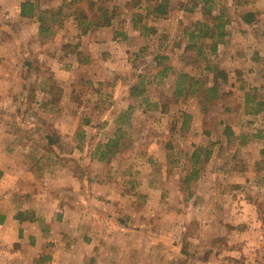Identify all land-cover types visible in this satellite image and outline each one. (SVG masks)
Listing matches in <instances>:
<instances>
[{
	"label": "rangeland",
	"instance_id": "374dc122",
	"mask_svg": "<svg viewBox=\"0 0 264 264\" xmlns=\"http://www.w3.org/2000/svg\"><path fill=\"white\" fill-rule=\"evenodd\" d=\"M223 1L234 12L233 23L241 19L242 13L255 12L257 22L249 25L253 29L251 33L264 42V0ZM113 2L119 7L120 16L117 19L123 22L122 16L126 9L131 5L148 6L149 0ZM192 4L193 0H170V7H174L176 17L170 26L177 30L175 34L179 33L177 37H181L180 31L184 27H187V31L199 22L194 19L197 16L182 18V24L179 23L180 19L178 21L180 8L185 5L191 8ZM136 16L138 20L140 16L142 21L146 19L142 11L137 12ZM147 17L156 18L153 15ZM143 23L142 27L145 25ZM232 24L227 27V31ZM149 32H145L146 36L151 34ZM249 33L247 29H241L237 37L231 33L229 40L235 42L237 38L239 41L230 43L231 48L225 54L247 60L261 59L264 63V51L260 56L259 51L251 47ZM153 34L146 40H140L143 44L139 43L136 51L130 50L132 55L122 76L130 88L139 87L144 94H154L157 98L152 104L162 105L165 102V105L150 113H135L128 109L126 113L118 115V123H113L109 128L95 129L85 126V121L94 114L82 110L86 104L81 100L73 106L63 103L61 95L59 102H48L50 106L45 107L47 102L38 93L46 89L48 84H55L50 72L43 69L36 58L38 41L32 40L31 35H25L21 40L17 33L9 34L7 39L5 34H0V70L3 72L1 61L7 57L21 59L22 74L21 64L15 62L13 65L19 68L17 71H20L26 93L23 101L16 97L10 99L0 96V124L3 125L0 126V137H3V129L9 130L22 143H35L46 156H57L59 167H70L76 179L70 180L72 176L69 174L68 177V172L60 168L56 173L57 183L49 186L53 190V197L60 198L67 207L64 209L62 206L53 217L72 221L73 224L70 223L66 229L78 232L81 241L91 229L93 232L98 230L89 222L90 217H112L124 221L102 226L107 235L120 234L114 239L123 251L117 258L119 264H264V106L261 115H246L241 94L236 98L232 94H225L230 96L213 103H203L204 92L210 86L230 90L231 85L234 88L237 83L239 88L243 84L228 81L227 71L220 69L227 75L226 79L218 77L215 81L213 77L208 78L204 65L194 51H187V64L184 63L186 66L179 72L195 77L185 83L187 86L192 84L194 95L179 97L181 101L174 100L177 98L174 95L176 79L162 84L145 79L140 88L138 74H143L139 73L140 67L145 66L141 71L152 74L150 63L155 62L156 56L168 57L163 66L171 64L166 52L171 44L166 47L165 39ZM171 37L174 39L176 35ZM157 44L161 48H156ZM179 54L177 51L174 59ZM208 54L212 65L216 66L214 59H218V53L214 56L210 52ZM25 61L33 63L30 75ZM262 66L260 77L243 85L254 100L248 103L250 108H256L258 103L264 105ZM249 67L246 64L245 71ZM31 86H35L33 91ZM171 91L173 98L167 96V100L164 99L165 93ZM32 93L34 101L27 102V96ZM142 98L137 96L134 102L139 103ZM237 99L241 103H236L235 112L226 111V106ZM92 102L96 101L87 100V103ZM186 113L191 115V119L185 117ZM232 123L234 126L229 125ZM55 124H60V128ZM72 125L73 129H70ZM226 126H229L232 134L229 137L224 135ZM17 129L19 131L16 133ZM55 133L60 137L61 149L58 146L47 147V141L42 140L48 134ZM116 137L120 138L117 152L102 161L103 164H91L88 157L94 154L101 157L104 150H98V146ZM197 147L209 149L212 153L206 163L202 154L201 162L196 167L202 170L201 174L197 180L187 184L185 179L193 172L191 156ZM98 169L103 170L101 175L96 174ZM1 175L0 172V178ZM92 178L100 179L99 183L105 185V197L102 190L98 189L100 184L90 182ZM90 194L94 198L89 200ZM98 198H103L104 207L97 205ZM90 204L93 209H90ZM59 224L62 225V221Z\"/></svg>",
	"mask_w": 264,
	"mask_h": 264
},
{
	"label": "crops",
	"instance_id": "0c3cea01",
	"mask_svg": "<svg viewBox=\"0 0 264 264\" xmlns=\"http://www.w3.org/2000/svg\"><path fill=\"white\" fill-rule=\"evenodd\" d=\"M26 1L0 0V34H5V39L9 38V34L12 33L20 34V39L25 35H31V37L33 36L32 40L38 41L36 58L43 69L50 72L54 84L62 88V102L74 106L77 104L76 102L81 100L86 104L82 106V110L94 114L85 121V126L93 129L109 128L113 123H118V115L126 113L128 109L135 113H150L157 111L163 104L165 105V102H162V105L161 103L152 104L157 97L154 94H148L149 92L144 94V91L139 90V87H134L135 94L133 91L132 95L133 88L127 85L128 83L125 82V77L122 74H125V65L130 60L129 56L132 55L130 50L136 51L138 44H143L140 40H146V37L153 33V35L165 39L166 47L171 44L170 49H166V52L170 56V66L173 68L174 73L170 72L167 79L166 77L152 75L146 70L142 72L141 70L145 66L140 67L139 73H143L142 75L138 74L140 75V88L144 85L142 82L145 79H151L154 82H160V84L176 79V74L186 66L185 61L188 60L187 55L189 54L186 50L189 45V38L185 34L187 27L180 31L182 38L177 37L179 33L175 34L177 30H173L170 26L173 18H176L173 6L170 7L168 18L150 17V19H147V6L144 7L143 4H139L140 6L131 5L122 16L123 22L117 19L110 26L99 27L88 33H84V29L72 17L66 18L62 25L51 26V34L42 35L40 34L38 19L39 12L56 11L66 4L69 10L75 9V5H71L73 0H32L37 5L38 13L36 17L31 19L21 16L22 5ZM140 8L143 9L140 10ZM186 8L185 5L180 8L181 10L179 9L177 18L178 21L180 19V24L184 22L182 18L189 19L197 16L198 18L194 17L195 20L201 21L203 19L199 8L195 9L194 13L187 12ZM197 10L199 12H196ZM139 11H142L144 18H146L145 21H142L145 24L144 26L151 30L149 36L144 34L141 23L136 21L135 17ZM146 21H149V24H146ZM229 28L228 36L218 46V59L216 61L214 59V63L218 69L227 71L228 81L234 83L239 81L245 86L247 81L260 77L259 71H261L264 63L261 59L247 60L226 55L225 51L231 48L229 47L230 43L236 41L238 43L239 41L237 38L235 42L229 40L231 39V33L237 37L240 36L241 29H247L250 32L251 47L255 51H259L260 56L263 55L262 45H264V42L253 35L251 33L253 31L252 27L244 25L240 18ZM173 35H176L174 39L171 37ZM164 41L162 40V42ZM159 47L160 45L157 44L156 48ZM173 50L174 52H172ZM175 51L180 54L179 57L174 59ZM219 55L223 57H219ZM15 62L21 64L20 71L22 74L23 63H21V59L7 57L1 61L4 69L3 72L2 69L0 70V96L10 99L16 97L23 101L26 95L23 90L24 82L20 71H17L19 68L13 65ZM246 64L250 65L248 71L244 69ZM150 65V68L153 69L156 62L151 61ZM232 69L237 72H232ZM204 72L208 78L213 77L212 73ZM44 83L47 84V82ZM42 84L43 82L40 85ZM243 85L238 88L236 83L234 88L231 85L230 90H222L218 86L219 95L220 97H229L230 95L225 94H232L236 98L241 94L246 110V112L244 110V113L253 116L261 115L263 112L256 115L250 112L251 108L249 106L251 103L248 104V102L252 101H248V98L251 95L244 89ZM38 94H41L44 97L43 100L47 102L45 107H49L48 102L51 101L52 95L46 89ZM165 94L164 99L166 100L167 96H173L172 91ZM137 96L140 98L143 96L142 102H134V98ZM173 99L181 101L179 97ZM87 100L96 102L87 103ZM238 101L237 99V101L228 104L225 108L226 111L235 112ZM239 103L241 102L239 101ZM11 105H13L12 100L10 107H12ZM46 110L50 111L49 109ZM229 125L234 126L233 123ZM0 126L3 127L2 124ZM55 126L60 128V124H55ZM71 128L73 129V125L70 126ZM88 158L93 165L95 162L103 164L101 158L95 154ZM58 165L57 156H46L43 149L37 144L28 143L26 145L11 131L3 129V137H0V172L2 174L0 178V264H119L117 258H120L123 251L118 248L119 244L114 239L118 238L120 234L119 236L107 235L103 232L104 228L102 226L114 222L116 224L124 223V221L101 216L87 218L91 225L94 224L98 230L93 232V229H91L90 233H87L81 241L77 236V234L79 235L78 232L66 229L70 223L73 224L72 221L53 217V214L62 206L64 209L67 208L60 198L53 197V190L49 189V186L53 185L52 183H57L55 181L56 173L59 172L57 170L62 169V171L68 172V177H70V174L72 177L69 179L72 181L76 179L70 167H59ZM102 172L103 170L98 169L96 174L101 175ZM99 180L92 178L90 182H96L95 185L100 184L98 189L102 190L105 197L103 188L105 185H101ZM88 197L89 200L94 198L91 194ZM102 199H96L99 203L97 205H100V207H104ZM90 206V209L94 208L92 204ZM18 216L21 217L18 219ZM61 221L62 225L59 224ZM76 223L78 226L80 225L79 222Z\"/></svg>",
	"mask_w": 264,
	"mask_h": 264
},
{
	"label": "trees",
	"instance_id": "16d2710c",
	"mask_svg": "<svg viewBox=\"0 0 264 264\" xmlns=\"http://www.w3.org/2000/svg\"><path fill=\"white\" fill-rule=\"evenodd\" d=\"M71 5H75V9L69 10L68 5H63L60 9L56 11H40L39 12V22H40V34H51V25L60 26L66 18H73L78 24L84 29V33H88L99 27L110 26L113 21H115L119 16V7L113 0H73ZM196 8H199L202 12L203 19L193 25V27L186 31V35L189 38V45L187 46V51L197 52V57L200 62L204 65V71L212 73L214 79L218 77L227 78V75L221 72L216 66H213L211 60L209 59L210 52L211 56H214L218 52V46L224 41L228 36L227 27L232 24L235 20L233 15V10L228 7V5L223 0H193L191 8H186L187 12H193ZM147 16L153 15L156 18H167L170 13V0H149L148 6L146 8ZM38 9L37 5L32 0H27L22 5L21 16L24 18H34L37 16ZM136 21L142 22V16ZM241 20L246 25H252L257 22V15L255 12H246L241 14ZM145 32L150 30L146 27H142ZM152 32H154L152 30ZM167 56H156L154 61L156 65L152 69V75H158L162 78H167L169 73L173 72L171 66H163V62L167 61ZM28 68V73L30 75V70L33 68V63L30 61H25ZM202 68V67H200ZM175 76V75H174ZM177 87L175 88L174 95L176 97H183L188 95H194V90L192 89V84L186 85V80L194 79L195 77H190L188 74L178 73L176 74ZM29 79V76L28 78ZM46 90L52 95L50 102H59L62 95V89L56 85L49 84ZM35 86H31L33 91ZM135 94V88L132 90ZM34 93L27 96V102L34 101ZM220 97L217 86H210L204 92V97L202 99L203 103H213L219 101ZM248 101L251 98H248ZM250 103V102H248ZM263 104L258 103L256 108H251L250 112L253 114H258L263 111ZM186 118L191 119V115L184 114ZM15 128V126H14ZM20 129V128H19ZM17 129L16 133L19 131ZM229 126H226L224 135L228 137L232 134L229 132ZM47 141V147L60 146V137L58 134H48L45 139ZM120 138L110 139L107 144L103 146H98V150L104 148L101 152V161L112 157L116 152V147L118 146ZM47 151H49L47 149ZM211 150L204 149L202 147H197L191 156V161L193 163V172L190 176L185 179V183L189 184L192 180H197L201 174V169L197 170L196 167L198 163L201 162L202 154H204V163H206L211 155ZM21 216H18V219ZM186 264V263H184Z\"/></svg>",
	"mask_w": 264,
	"mask_h": 264
}]
</instances>
